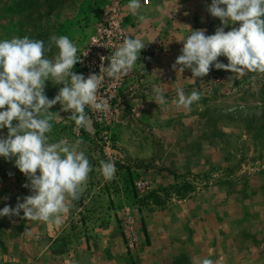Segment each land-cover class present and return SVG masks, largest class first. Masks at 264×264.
Listing matches in <instances>:
<instances>
[{"label":"rangeland","instance_id":"374dc122","mask_svg":"<svg viewBox=\"0 0 264 264\" xmlns=\"http://www.w3.org/2000/svg\"><path fill=\"white\" fill-rule=\"evenodd\" d=\"M177 2L175 13L176 0H141L142 22L129 0H0V41L27 36L47 47L50 36L65 35L78 56L114 8L131 38L155 40L119 86L98 89L108 108L85 106L86 127L59 103L50 109L60 114L50 142L82 138L91 171L62 225L21 219L22 211L0 217V264H264V73L177 74L187 25L206 35L221 26L207 11L211 0ZM57 53L53 46L46 56ZM62 86L46 81L45 94L52 99ZM154 87L164 105L152 100ZM178 88L201 98L177 108ZM101 160L115 162L113 179L99 171ZM25 183L14 159L0 157V209L31 194Z\"/></svg>","mask_w":264,"mask_h":264},{"label":"clouds","instance_id":"9594fccd","mask_svg":"<svg viewBox=\"0 0 264 264\" xmlns=\"http://www.w3.org/2000/svg\"><path fill=\"white\" fill-rule=\"evenodd\" d=\"M142 7L141 0H129L126 5L140 21L146 22V17L139 14ZM179 7L176 0L175 13ZM207 11L220 20L221 26L214 34L206 35V29L193 30L187 25L190 34L180 40L183 46L173 70L181 74L189 69L194 79L207 76L212 67L239 76L247 72L264 73V0H211ZM147 43L139 36L124 38L107 57L108 65L101 64L99 73L120 79L134 68ZM53 46L58 53L49 59L46 52ZM77 51L65 35L50 36L47 47L44 41L27 36L0 41V130L7 129L6 136L0 135V157L14 159L15 167L29 181L23 186L31 192L23 202L18 199L15 207L6 205L0 209V217L20 216L22 211L21 219L60 226L64 223L62 214L69 212V205L79 198L80 189L87 181L91 166L82 149L83 139L61 138L50 142L47 135L52 131L51 122L60 116L50 111L58 103L61 112L70 113L68 120L81 127H86L90 119L85 106L97 111L108 108L107 102L103 99L98 102L97 97L104 77L95 73L85 77L73 71L81 60ZM221 56L227 58V64L219 62ZM105 58L100 57L101 61ZM46 81L63 85L52 99L45 94ZM153 92L152 100L164 105L163 90L154 87ZM200 98L197 89L185 95L178 88L172 103L177 108H189ZM99 171L106 180L113 179L115 162L101 160ZM199 264L215 262L203 258Z\"/></svg>","mask_w":264,"mask_h":264},{"label":"built area","instance_id":"2783aa9c","mask_svg":"<svg viewBox=\"0 0 264 264\" xmlns=\"http://www.w3.org/2000/svg\"><path fill=\"white\" fill-rule=\"evenodd\" d=\"M143 1L145 3V0ZM149 2L150 0H147L145 4ZM126 37L131 38L122 18L114 8L97 24L94 32L89 37L87 46L78 54L77 57L81 60L77 63V74H83L85 77L92 73L103 76L104 79L99 89H103L104 92L119 86L124 75L117 80L99 72L101 64L103 63L105 67L108 65L109 60L107 57L112 55ZM87 52L88 54L84 56ZM101 56L106 57L104 61H101Z\"/></svg>","mask_w":264,"mask_h":264},{"label":"trees","instance_id":"16d2710c","mask_svg":"<svg viewBox=\"0 0 264 264\" xmlns=\"http://www.w3.org/2000/svg\"><path fill=\"white\" fill-rule=\"evenodd\" d=\"M142 224H143V229H144V231H145V233L147 235V227H146V224H145L144 220H143Z\"/></svg>","mask_w":264,"mask_h":264}]
</instances>
